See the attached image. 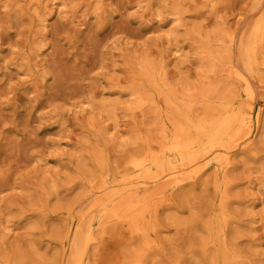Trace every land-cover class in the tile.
I'll return each mask as SVG.
<instances>
[{"label":"rangeland","instance_id":"obj_1","mask_svg":"<svg viewBox=\"0 0 264 264\" xmlns=\"http://www.w3.org/2000/svg\"><path fill=\"white\" fill-rule=\"evenodd\" d=\"M260 21L264 0H0L3 253L20 247L30 257H68L80 216L96 197L87 195L83 178L100 173L99 153L111 172L101 185L110 191L115 167L136 152L126 143L132 130L156 137L164 98L157 93L150 98L160 106L157 116L152 109L145 114L129 109L125 94L129 77L138 74L143 61H151L166 73V91L176 89L192 99L195 116L213 105L211 80L223 95L214 108L226 99L239 104L253 99L247 130L256 135L254 150H244L240 144L246 137L239 138L223 165L235 166L231 213L232 225L240 230L239 246L249 258L264 257V139L256 127L258 112L264 120V64L249 71L240 48L231 51L228 37L233 29L248 40ZM258 57L264 61V41ZM214 167L174 170L186 182L200 173L209 176ZM175 182L158 186L168 196L152 197L160 225L147 235L156 246L150 261L211 264L201 258L200 223L213 203L212 189L189 184L178 208L166 200L178 189L173 191ZM173 216L182 223H169ZM109 227L90 256L93 264H124L142 246L143 238L124 225Z\"/></svg>","mask_w":264,"mask_h":264},{"label":"bare ground","instance_id":"obj_2","mask_svg":"<svg viewBox=\"0 0 264 264\" xmlns=\"http://www.w3.org/2000/svg\"><path fill=\"white\" fill-rule=\"evenodd\" d=\"M231 51L240 48V55L249 71H258L264 61H258V51L264 41V23L257 24L252 36L246 40L243 31L240 35L232 29L229 34ZM244 78V77H243ZM129 88L126 95L130 99L129 109L140 110L145 114L147 110L160 116V106L151 96L157 93L159 98H164L166 110L164 117L157 127L156 137L152 138L134 129L126 141L134 145L136 152L129 155L124 164L117 165L114 172L113 189L106 191L102 183H106L111 176L110 170L102 154L96 161L100 173L85 174L83 184L89 187L87 195L96 194L91 206L80 216V224L72 235V246L68 257H30L28 251L20 247L13 248L7 254L3 253L0 245V264H93L95 257H90L93 251L102 243L103 235L109 226L124 225L132 235L143 238L140 248L133 251L134 257L124 264H160L150 261V255L156 247L147 235L156 231L160 225V216L152 197L160 194L168 196V190L158 187L161 184L174 183L173 191L167 198L169 205L182 208L180 197L187 193L186 188L203 186L212 189L213 203L208 208L204 219L200 223L203 230L201 235V258L209 259L211 264H264V257L257 253L258 259L249 258L247 251L239 246V226H234L231 205L234 202L232 187L235 185L232 169L226 165V152L239 138L246 137L240 144L248 153L254 150L255 141L250 136L248 127L253 111V99L248 103L230 102L226 99L221 108H214L222 98V91L215 80L208 82L209 97L213 105L208 104L200 116H195L192 99H187L186 94L177 93L176 89L165 90L167 75L159 71L151 61H143L138 74L129 77ZM197 94H201L198 92ZM165 95V96H164ZM215 109V111H214ZM214 111V112H213ZM256 118L257 131L260 138L264 139V120ZM170 122L169 126H166ZM248 131V132H247ZM158 141L161 145L156 148L152 143ZM130 148V147H129ZM214 163V170L208 176L206 173L194 175L185 182V178L178 179L177 167L202 164L208 166ZM132 173H127L128 170ZM175 174V175H174ZM100 175V176H97ZM208 176V177H207ZM190 184V185H189ZM93 215L87 220L88 214ZM96 213V214H95ZM169 223H182V219L173 216ZM70 234H68L69 236ZM215 251L210 252V248ZM160 251V248L158 249ZM165 249L163 255L165 256ZM166 257V256H165ZM168 259V257H166ZM176 264H181L180 262Z\"/></svg>","mask_w":264,"mask_h":264}]
</instances>
